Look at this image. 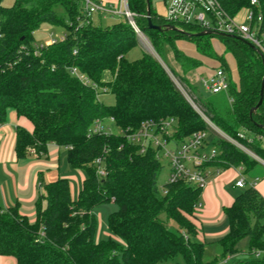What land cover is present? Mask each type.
I'll use <instances>...</instances> for the list:
<instances>
[{"label": "trees", "instance_id": "obj_1", "mask_svg": "<svg viewBox=\"0 0 264 264\" xmlns=\"http://www.w3.org/2000/svg\"><path fill=\"white\" fill-rule=\"evenodd\" d=\"M216 1L229 16L248 5V0ZM126 2L134 25L154 52L163 59L167 47L185 74L201 66L198 54L219 62L211 70L221 68L230 79L228 65L211 48V39L220 41L236 71L235 83L229 80L231 103L223 110L201 105L211 122L227 135L235 137L245 130L252 138L247 147L264 162V94L261 105L250 114L259 101L264 76L259 55L246 42L229 36H187L185 33L202 31L160 17L151 0L150 21L161 30L149 28L146 0ZM260 2L264 4V0ZM42 25L62 29L64 40L36 49L34 32ZM166 25L184 33L165 30ZM181 40L193 44L195 57L177 48L175 41ZM136 43V33L126 21L107 26L85 22L80 0H14L10 7H3L0 0V125L8 110L32 124L30 132L21 127L15 130L16 158H25L29 150L44 155L53 144L67 148L68 166L84 173L75 200L65 179L40 186L33 222L20 214L17 204L9 209L0 206L1 256L13 257L16 264H220L217 258L203 261L204 246L193 240L196 228L186 217H193L201 190L182 181L158 187L162 167L154 149L139 154L123 135L87 136L95 121L108 118L123 133L136 131L144 121L159 123L173 118L177 122L175 141L205 129L155 59L146 54L139 60L126 59ZM69 69L105 88L106 94L113 95V104L104 106L93 88L71 76ZM104 72L112 75L111 81H102ZM208 146L218 151L209 165L222 170L242 168L244 174L257 165L226 142L212 138ZM99 158L106 172L102 179L96 177L93 165ZM107 203L116 206L107 216L113 238L95 241L92 211ZM223 213L228 232L218 241L221 257L237 254V244L247 238L248 254L254 258L234 259L228 264H264V198L246 183ZM170 221L177 227H168Z\"/></svg>", "mask_w": 264, "mask_h": 264}, {"label": "built area", "instance_id": "obj_2", "mask_svg": "<svg viewBox=\"0 0 264 264\" xmlns=\"http://www.w3.org/2000/svg\"><path fill=\"white\" fill-rule=\"evenodd\" d=\"M121 2L119 8H112L97 0H80V13L85 22H91L92 17L98 13L113 17L116 15L123 16L128 20L136 35L141 34L134 25L133 15L128 11L126 0H121ZM165 18L171 23L191 25L198 27L202 32L209 31L244 41L254 48L264 62V4L260 0H248V5L233 16L226 14L216 0H169L166 4ZM64 38V33L54 35L51 32L47 36V44L36 45L35 43V47L39 49L43 46H49L57 41L64 40ZM68 71L71 76L77 77L84 85L92 87L96 92L97 100L100 99V96L106 94L105 88L98 87L76 69H69ZM164 71L173 82L175 77L172 73L170 72V74L165 69ZM199 85L209 94L216 95L224 92L227 95L229 79L224 70L217 68L211 70L205 78L201 77ZM177 90L179 91V89ZM179 92L205 125L204 130L194 132L182 141L173 139L177 124L173 118L159 123L144 121L136 131L126 133L115 126L112 118L106 120L118 129V133L115 135H123L128 143L138 148L139 154L151 148L155 150L157 160L160 156L166 160L169 168L166 183L182 181L202 192L211 179L220 177L225 170L209 165L218 155L215 147L208 146L212 138L232 145L256 161L258 157L247 147L252 138L248 136L245 130H239L235 137L227 135L209 120L203 110L194 104L185 91L180 90ZM228 101L231 103L229 96ZM104 121H95L88 129L87 136L99 133L114 134L111 131L108 132L103 126ZM65 149L67 150V148ZM93 165L96 169V177L98 179L104 178L106 172L103 159L94 160ZM230 169H235L238 173L233 185L234 188H244L246 182L243 178V169ZM200 208L201 205L198 204L194 210L199 211ZM224 262L220 264H224Z\"/></svg>", "mask_w": 264, "mask_h": 264}, {"label": "crops", "instance_id": "obj_3", "mask_svg": "<svg viewBox=\"0 0 264 264\" xmlns=\"http://www.w3.org/2000/svg\"><path fill=\"white\" fill-rule=\"evenodd\" d=\"M97 1L112 8H119L121 2V0ZM107 17L105 14L98 13L92 17L91 22L94 26H102V22ZM184 47H186V44L179 49L184 52V49H187ZM198 70L196 75L199 82L201 77L198 75ZM104 74L109 73L104 72ZM102 81H104L103 76ZM17 127L29 132L32 131V124L28 120L18 117L14 111L8 110L5 122L0 125V206L3 209H9L17 204L20 214L33 222L35 219L34 203L41 193L40 186L57 179H65L70 185L71 198L75 200L84 177L81 173L79 175L74 173L76 171L68 166L66 149L56 147L53 144L48 145L47 152L44 155H36L33 150H29L25 158L17 159L14 152L15 130ZM225 171L220 177L211 179L208 186L201 192V208L197 213V217L193 220L196 228V236L193 240L203 244L204 253L209 251L213 255L211 260L221 257L218 241L228 232L223 209L231 206L237 191H239L233 186L237 179V171L235 169H232L231 172L226 171L227 173ZM250 174L253 176L251 180L247 181L246 176ZM250 174L243 173L245 182L248 185L252 184L264 198V164H257ZM204 228L207 230L204 231ZM107 238L113 237L109 234ZM246 239L240 242L248 244ZM237 258L238 253L231 257L232 260ZM226 260H229V257H225L224 261ZM0 264H16V261L13 257L0 255Z\"/></svg>", "mask_w": 264, "mask_h": 264}, {"label": "rangeland", "instance_id": "obj_4", "mask_svg": "<svg viewBox=\"0 0 264 264\" xmlns=\"http://www.w3.org/2000/svg\"><path fill=\"white\" fill-rule=\"evenodd\" d=\"M168 1L169 0H151V7L156 14H158L162 18H165L166 17V4ZM13 2H14V0H1V5L3 7H10L13 4ZM120 3H122V2H120ZM106 16H108V17L105 21L102 22V26L103 25L106 26L107 24L112 25L116 21L128 22V20H125L123 18V16H117V15L114 17L110 16V15H106ZM51 32L54 35H61L62 33H64V31L60 28L52 27L49 25H42L36 32H34V39H35L36 45L47 44L48 43L47 36ZM136 41H137L136 46L134 48H132L127 53L126 59L131 62V61L139 60L143 56V54H146V55L152 57L153 59H155L160 64V66L163 69L167 70L169 73H170L169 69L173 70L175 75H176V76L174 75L175 78L173 79L174 85L177 87V89H179V91L180 90L185 91L186 94L192 99L194 104L203 110V113L209 118V120H210V117L207 114L204 107L201 105V103L202 104H208L211 107L214 106L218 110H223V109L228 108V106H229V101H228L229 95H228V93H227V95L224 92L213 95V94H209V93L205 92L201 88V86L199 85V82L197 80V75H196V71L198 70V68L195 69L194 71H191V72H188L185 74L182 72L179 65L174 62L173 57H172V52L169 49H167V47H165V54H164L163 59H161L154 52L149 40L147 39V37L145 35H143L142 33L136 35ZM182 43H184V44H182ZM210 43H211L212 50L219 57H222L224 59V63L228 65L229 78H230L229 80L232 83L233 82L235 83L236 71H235L233 59L231 58L230 54H227L224 52V46L220 43V41L217 38L211 39ZM185 44H186V47H184V48H187V49H184V53L186 55L195 57L196 56L195 51H194L195 48H194L192 43L184 41V40L175 41V45L177 46L178 49L180 47H182V45H185ZM180 51L183 52V50H180ZM196 59H199V61H201V66L199 67L200 69L198 70V75H199V77H202V78H205L207 76V74H209L211 72V69L213 68V66L219 65V62H217L213 59H209V58L199 56L198 54L196 56ZM178 77L182 80H180ZM111 79H112V75H109V74L103 75L104 82H106V81L109 82V81H111ZM191 86H194V87L192 88ZM99 101H101V103L104 106H110L113 104L114 98H113V95H111L110 93H107V94L100 96ZM103 124H104L103 126L107 129L108 132L111 131L114 134L118 133V129L116 127L112 126V124H110L107 120H105ZM261 147L264 149V139L262 141ZM158 161H159L162 168L157 175L156 182H157L158 187H162L167 182L168 175H169V168H168L166 160L162 156L159 157ZM256 162L258 165H260V163H261V165L264 164V162H262L258 158H256ZM254 168L255 167H253L251 169V172L253 171ZM226 171L231 172L232 169H228ZM74 173H76L77 175H79V173H81V175L84 177V173H82V172L76 171ZM252 176H253L252 174H250L249 176H246L247 181L251 180ZM115 211H116V206L113 203H107V204L99 205L93 209L92 213L96 219V233L94 236L95 241L105 240L109 236L110 233L107 229V216L110 213H113ZM197 213H198V211H196V210L193 211V217L194 218L197 217ZM186 217L192 223L194 222L193 217H190L188 215H186ZM160 219L162 221H164L165 220L164 215H162ZM166 225L168 227H171V228L177 227L176 224L171 222V221L167 222ZM225 226H226V224H225ZM203 230L206 231L207 229L204 228ZM247 240L248 239H246V241ZM237 252H238V258L236 260L254 258L253 255L248 254V244H246V242H245V244H243V242H240L237 245ZM208 253H209V251L208 252L205 251V253H204V258H203L204 262H208L209 260H211L213 258V255L210 253L208 254ZM224 260H225L224 257H218V262L221 263V262H224ZM231 260L232 259L229 258V260H227V264L230 263Z\"/></svg>", "mask_w": 264, "mask_h": 264}, {"label": "water", "instance_id": "obj_5", "mask_svg": "<svg viewBox=\"0 0 264 264\" xmlns=\"http://www.w3.org/2000/svg\"><path fill=\"white\" fill-rule=\"evenodd\" d=\"M146 5H147V15H146V18H147V23H148V27L149 28H153V29H156V30H161V27H159V26H153L152 25V23H151V21H150V17H149V8H150V5H149V2H148V0H146ZM164 29L165 30H171V31H178V32H181V33H184L183 31H179V30H177L175 27H173V26H171V25H166V26H164ZM187 36H196V37H202V36H204V35H210V34H212L211 32H209V31H205V32H200V33H198V34H187V33H185ZM220 36H225V35H220ZM252 50H254V48L251 46V45H249L248 43H246ZM255 51V50H254ZM256 52V51H255ZM257 53V52H256ZM260 57V56H259ZM261 58V57H260ZM262 60V59H261ZM262 65H263V69H264V62L262 61ZM263 94H264V76H263V78H262V82H261V87H260V95H259V101H258V103H257V105L254 107V109H252L251 111H250V114L254 111V110H256L260 105H261V103H262V99H263Z\"/></svg>", "mask_w": 264, "mask_h": 264}]
</instances>
